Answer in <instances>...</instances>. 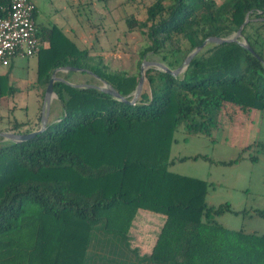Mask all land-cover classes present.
I'll use <instances>...</instances> for the list:
<instances>
[{"label": "trees", "instance_id": "1", "mask_svg": "<svg viewBox=\"0 0 264 264\" xmlns=\"http://www.w3.org/2000/svg\"><path fill=\"white\" fill-rule=\"evenodd\" d=\"M9 3L0 0V15ZM243 23L239 40L252 51L209 43L177 75L150 66L133 104L54 81L58 119L25 141L0 142V264H264V235L219 224L229 205L208 204L206 180L169 169L177 131L211 136L225 108L264 110V0H150L143 20L125 18L144 39L130 70H110L58 25L37 23L34 86L43 96L53 70L70 66L130 99L144 59L175 69L205 38ZM9 123L34 130L29 119ZM141 209L165 216L144 257L127 235Z\"/></svg>", "mask_w": 264, "mask_h": 264}, {"label": "rangeland", "instance_id": "2", "mask_svg": "<svg viewBox=\"0 0 264 264\" xmlns=\"http://www.w3.org/2000/svg\"><path fill=\"white\" fill-rule=\"evenodd\" d=\"M34 2L37 6V23L60 26L63 20L61 16L67 18L69 15L68 9L62 14L57 9L61 0ZM103 2L107 3V8L104 10L98 6L97 23L86 30L89 36L82 47L89 49L90 54L103 56V62L110 70H130L138 59L136 53L144 39L139 31H126L125 18L134 15L138 20H143L150 0H105L99 3ZM145 60L160 62L157 58ZM21 61L26 68L17 69V73L27 80L35 71L37 57H25ZM69 75L80 78V81L89 80L88 75L82 72L72 71ZM53 100L52 108L55 106ZM26 102L27 108L14 109L13 114L4 118L3 122L9 123L13 118L30 120L37 114L41 115V109L37 111L35 102L31 99ZM59 113H62L61 109ZM253 155L257 157L256 161L251 159ZM170 158L173 160L170 171L208 182V204L229 205L230 211L216 217L219 224L264 235V214H258V211L264 210V110L225 108L220 113L218 128L212 130L211 136L186 135L181 130L177 131Z\"/></svg>", "mask_w": 264, "mask_h": 264}, {"label": "crops", "instance_id": "3", "mask_svg": "<svg viewBox=\"0 0 264 264\" xmlns=\"http://www.w3.org/2000/svg\"><path fill=\"white\" fill-rule=\"evenodd\" d=\"M101 1L105 0H67L65 2L61 0V2H58L57 4V9L60 10V14L65 12L66 9L69 10V15L67 18L64 15L61 16L63 20L61 21L62 24L59 27L62 28L63 31L80 47H82L84 40L89 36V31L86 30H89L90 26L95 27V23H97L98 10L100 8H103L104 10L107 8V3L103 2L100 4L99 2ZM217 1L220 3L224 0ZM98 6L100 7L99 9ZM82 14H84V16ZM36 16L37 6L35 17ZM84 23L86 25H84ZM22 58L25 57L15 55L10 59L8 65H0V90L2 92L0 95V127L3 128L2 131H9L7 129L10 127L9 123L3 122L4 118L11 116L14 109L16 108H27L25 105L27 100L31 99L33 102H35L37 105V111H40L42 106V91L40 88L34 86V82L36 80L37 63L32 77L27 78V80L24 77V80L21 77L23 75H19L17 73V69L26 68L22 64ZM61 72L62 75L60 78L64 79V75H67V79L64 80L68 82L85 83L84 81H80V78H71L70 75L67 74V71ZM53 99H55L54 108H52L54 105L52 103ZM52 100L47 118V124L56 121L60 114V106L56 101V97H53ZM30 123L32 124L34 130H36L37 127L39 128L40 115L38 116L37 114L35 118L30 119ZM164 220L165 216L162 214L143 209L137 211L127 235L129 238L130 247L138 254L139 257H144L150 254ZM145 261L146 260H144V264L147 263V261Z\"/></svg>", "mask_w": 264, "mask_h": 264}, {"label": "water", "instance_id": "4", "mask_svg": "<svg viewBox=\"0 0 264 264\" xmlns=\"http://www.w3.org/2000/svg\"><path fill=\"white\" fill-rule=\"evenodd\" d=\"M247 19H245L244 23L246 22ZM244 23L230 36L228 37H222V36H210L205 38L201 44L198 46L194 47L186 56V58L183 60L182 64L175 68V69H170L168 68L165 64L158 62V61H148V60H143L140 65V76L138 78V82L134 88V90L131 93V98L128 99L126 96L121 95L114 87H112L109 83H107L104 80H101L100 84H91V83H71L68 82L56 75L57 71H78L81 72L83 71L82 68H77V67H70V66H65V67H58L53 70V72L50 75V78L48 80V83L45 88V92L43 95V102L41 106V115H40V127L36 130H33L28 133H15L12 131H0V137L2 138L3 141H10V142H22L25 141L31 137H33L36 134L41 133L47 128V118L50 110V104L51 100L53 97H56V94L53 90V82L56 80H62L66 82L67 84L74 86V87H80V88H96L100 91H103L105 93L110 94L111 96L115 97L118 100H121L123 102H128V103H135L138 96L140 95L142 88H143V83H144V70L150 66H153L159 70L166 71L171 73L172 75H177L178 73L182 72L185 70V68L188 66L190 60L192 57L198 53L202 48H204L207 44L212 43V44H220L224 42H232V41H237L241 46L247 48L248 50L252 51L250 46L247 44L245 39L239 40L241 38V29L244 25ZM88 73H91L90 71L86 70ZM92 74V73H91ZM96 76V75H95Z\"/></svg>", "mask_w": 264, "mask_h": 264}, {"label": "built area", "instance_id": "5", "mask_svg": "<svg viewBox=\"0 0 264 264\" xmlns=\"http://www.w3.org/2000/svg\"><path fill=\"white\" fill-rule=\"evenodd\" d=\"M0 15V65L6 66L15 55L31 57L41 47L37 35L33 0H10Z\"/></svg>", "mask_w": 264, "mask_h": 264}]
</instances>
